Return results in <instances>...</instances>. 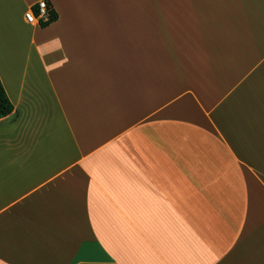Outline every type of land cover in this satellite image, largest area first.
<instances>
[{
    "label": "crops",
    "instance_id": "crops-1",
    "mask_svg": "<svg viewBox=\"0 0 264 264\" xmlns=\"http://www.w3.org/2000/svg\"><path fill=\"white\" fill-rule=\"evenodd\" d=\"M0 82V264H264V0H0Z\"/></svg>",
    "mask_w": 264,
    "mask_h": 264
},
{
    "label": "trees",
    "instance_id": "trees-1",
    "mask_svg": "<svg viewBox=\"0 0 264 264\" xmlns=\"http://www.w3.org/2000/svg\"><path fill=\"white\" fill-rule=\"evenodd\" d=\"M33 11L37 14V8L34 7ZM57 19L56 13L50 9L49 12V21L47 23H40V27L44 28L50 25L51 23L55 22ZM13 112V106L10 103L9 99L6 96V93L3 89V86L0 82V120L8 117Z\"/></svg>",
    "mask_w": 264,
    "mask_h": 264
},
{
    "label": "built area",
    "instance_id": "built-area-1",
    "mask_svg": "<svg viewBox=\"0 0 264 264\" xmlns=\"http://www.w3.org/2000/svg\"><path fill=\"white\" fill-rule=\"evenodd\" d=\"M37 8V14L32 11L29 15H26L27 23L39 26L40 23H47L49 21V10L45 1H40L35 6Z\"/></svg>",
    "mask_w": 264,
    "mask_h": 264
}]
</instances>
